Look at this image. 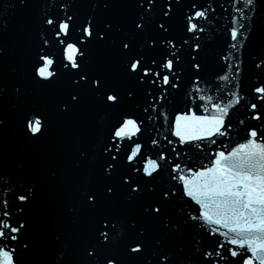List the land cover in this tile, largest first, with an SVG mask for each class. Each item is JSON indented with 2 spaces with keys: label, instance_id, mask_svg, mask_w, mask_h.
<instances>
[{
  "label": "snow or ice",
  "instance_id": "obj_1",
  "mask_svg": "<svg viewBox=\"0 0 264 264\" xmlns=\"http://www.w3.org/2000/svg\"><path fill=\"white\" fill-rule=\"evenodd\" d=\"M230 4L219 39L208 0H0V264H264V0ZM17 8L32 25L10 44ZM87 111L103 115L73 161L74 258L43 197L62 164L34 174L7 134L19 120L35 146Z\"/></svg>",
  "mask_w": 264,
  "mask_h": 264
},
{
  "label": "water",
  "instance_id": "obj_2",
  "mask_svg": "<svg viewBox=\"0 0 264 264\" xmlns=\"http://www.w3.org/2000/svg\"><path fill=\"white\" fill-rule=\"evenodd\" d=\"M208 2L212 3L213 6H217L218 4H223L224 6L223 9L217 7L216 16L212 25V27L215 29V38L223 39L226 35L224 32V26L228 25L230 18V12L226 11L225 9L231 8L230 0H208ZM210 19L213 18L210 17ZM31 25V10L17 8L12 15L10 31L6 39L10 44L18 41L28 33ZM207 27L208 26L206 25V28ZM209 34L211 35V30L209 31ZM215 38L209 43L208 46L209 53L213 55L219 50V40ZM256 46H264V36L257 37ZM248 47L249 51L253 49V46ZM54 51L57 54V63H59V50L54 49ZM17 56L18 53H15L12 57H10L9 63L11 64L16 62ZM93 59H95V54H93ZM2 70V66H0V71ZM28 70L30 71V69ZM252 71L253 70L249 62L248 74L241 81L245 90L251 83ZM185 89H187V82L185 84ZM29 94L30 97L35 100H40L45 96L43 90L32 85L29 86ZM242 94H244L243 91ZM180 101L181 98L178 96L177 101L175 102L176 107H182ZM169 111L171 113L172 108H170ZM102 115V112L87 111L67 118H61L56 123V133L53 136L44 138L35 146L23 141L19 120L13 121L12 126L7 134L10 153L19 150L20 145L18 142L29 152L30 168L34 174H41L43 164L46 162L56 161L62 164L64 168L63 176L55 185L49 186L46 184L43 197L48 204V220L64 231L65 239L72 247L74 258H78L79 244L87 234V224L83 220L78 221L77 223H72L70 220L66 219L64 215L67 206L75 204V190L81 181L86 178L83 172L73 167V161L76 156L77 148L85 145L89 130L92 127L100 126ZM115 115L116 113H108L107 119H114ZM232 119L235 121L236 115H233ZM239 139L240 137H235V141H238ZM235 141H225V143H233ZM205 151H207V149H205ZM189 155H193V153L189 152ZM9 163H12L11 160ZM50 252L51 249L47 247L43 248L41 250V258L47 259Z\"/></svg>",
  "mask_w": 264,
  "mask_h": 264
}]
</instances>
